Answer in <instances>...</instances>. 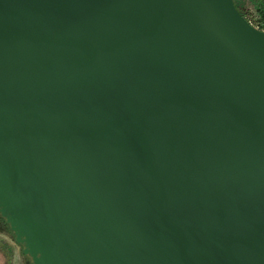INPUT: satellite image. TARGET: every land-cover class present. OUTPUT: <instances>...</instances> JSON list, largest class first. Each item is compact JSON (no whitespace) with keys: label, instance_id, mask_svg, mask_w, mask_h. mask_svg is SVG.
<instances>
[{"label":"water","instance_id":"obj_1","mask_svg":"<svg viewBox=\"0 0 264 264\" xmlns=\"http://www.w3.org/2000/svg\"><path fill=\"white\" fill-rule=\"evenodd\" d=\"M0 217L32 264H264V31L235 0H0Z\"/></svg>","mask_w":264,"mask_h":264},{"label":"rangeland","instance_id":"obj_2","mask_svg":"<svg viewBox=\"0 0 264 264\" xmlns=\"http://www.w3.org/2000/svg\"><path fill=\"white\" fill-rule=\"evenodd\" d=\"M235 1L239 3V7L244 11L252 7L250 0ZM261 2H264V0H261ZM21 249L22 246L13 242V236L10 232L6 231L5 235L0 234V264H31L28 259L22 256Z\"/></svg>","mask_w":264,"mask_h":264},{"label":"trees","instance_id":"obj_3","mask_svg":"<svg viewBox=\"0 0 264 264\" xmlns=\"http://www.w3.org/2000/svg\"><path fill=\"white\" fill-rule=\"evenodd\" d=\"M236 3V7L240 13L255 27L264 31V2L259 0H250L251 6L247 10L243 11L239 7V3Z\"/></svg>","mask_w":264,"mask_h":264},{"label":"flooded vegetation","instance_id":"obj_4","mask_svg":"<svg viewBox=\"0 0 264 264\" xmlns=\"http://www.w3.org/2000/svg\"><path fill=\"white\" fill-rule=\"evenodd\" d=\"M244 11V9H242ZM8 231V226L5 224L4 220L0 217V234L5 235V232ZM11 233V232H10ZM22 254V253H21ZM24 258L28 259L26 256L22 255ZM29 260V259H28ZM30 261V260H29ZM31 263V262H30ZM32 264V263H31Z\"/></svg>","mask_w":264,"mask_h":264},{"label":"crops","instance_id":"obj_5","mask_svg":"<svg viewBox=\"0 0 264 264\" xmlns=\"http://www.w3.org/2000/svg\"><path fill=\"white\" fill-rule=\"evenodd\" d=\"M260 2H261V0H260Z\"/></svg>","mask_w":264,"mask_h":264}]
</instances>
